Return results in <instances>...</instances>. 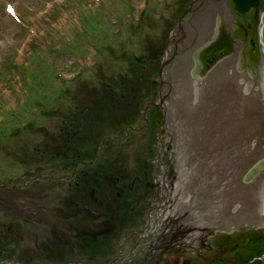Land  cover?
Returning a JSON list of instances; mask_svg holds the SVG:
<instances>
[{"label":"rangeland","instance_id":"374dc122","mask_svg":"<svg viewBox=\"0 0 264 264\" xmlns=\"http://www.w3.org/2000/svg\"><path fill=\"white\" fill-rule=\"evenodd\" d=\"M210 1L213 5L207 7L211 14L204 15L205 11L201 12L200 9L192 13L194 0H0V132L5 134H0V248L4 243L7 247L6 251L0 252V264H73L76 261L81 264H164L168 258H178L181 261L183 258L198 257L202 260L203 257L209 258L215 253L226 257L232 240L236 239L239 243L238 239L242 237L244 242L252 239V233L262 230L250 222H237L238 216L243 215L241 210L234 207L235 201L226 207V203L230 202L228 200H244L239 194L247 186L240 175L249 167L241 155L234 160L228 157L231 151L223 149L216 135H212L214 141L208 136L210 145L204 149L200 158L201 163L210 160L214 162V166H199L206 170L207 175L214 176V184L209 180L202 186L203 179L177 184L181 164L174 149L181 143L179 136L175 134L179 119L175 118V126L170 125L167 112L164 116L162 108L155 105L147 109L148 114L145 113L146 119H150L153 125L150 127L147 121L145 123L141 104L148 92L145 89L143 94H132L128 96L130 98L121 100L122 104H126L124 114L138 124V131L129 132L119 149L106 151L107 147L99 145V155L104 160L122 159L117 163L124 169H114L113 177H122L125 184L137 173L136 163L143 159V155H148L151 159L150 164L155 167L152 174L159 183V176L166 170L167 179L162 180V183L164 185L165 182L169 187L157 188L153 206L159 207L160 211L148 218L147 233L150 230L155 231L142 238L137 250L130 252L139 237V229L133 225L131 216L123 215L122 221L119 218L116 221L112 217L110 221L108 218L104 220L106 211H100V206L89 208L91 213L85 212L81 199L84 189L82 182L76 184L73 181L75 176L70 162L63 158L64 151H56L54 139L63 131L62 124L71 122L69 115L77 103L80 102L83 107L90 104L91 109L96 112L95 109L100 108V102L106 103L103 100L112 103L120 100L118 97H108L106 86L114 81L118 82V75L130 68L122 57L125 53L141 55L143 58L151 57L147 61L148 67L145 66L142 70L149 72L150 79L160 71L162 86L173 87L172 71L167 68L166 74L161 72L172 61L164 62L163 65L162 61L160 64L157 62L160 54L163 57L169 44L175 45L176 38L172 36L176 30H182L180 36L184 38V44L187 41L192 43V64L184 78L192 76L191 83L200 79L205 85L212 80L213 73L218 72L220 63L230 59L234 61L231 62L234 69L243 74L245 81L250 82L249 90L252 86L251 98L254 99L257 89L253 79L257 70H264V46L260 52L253 50L251 45L246 48L248 43L243 38H253L257 47L259 46L260 39L255 29H259L264 35V0H258L260 3L257 2L255 7L246 11L234 7L232 0ZM187 14H191V22L183 27ZM88 15L96 17L99 27L89 28L92 22H88ZM233 18L241 19L236 32L235 27H229ZM208 26L211 27L210 32H206ZM227 30L231 35L234 32L242 39L235 41L234 59L229 58L230 56L217 59L220 51L216 48L207 53L203 50L209 41L222 38L226 41H222L220 50H234L233 45L226 39ZM205 34L210 40L200 43L199 39ZM150 49L156 50L154 55ZM210 57H214L211 62L207 60ZM56 73L58 77H55ZM250 75L253 76L252 80L248 78ZM165 81L169 86L164 84ZM146 85L151 90V96L146 98V103L155 101L160 90H164L160 84L158 87L156 84L151 86L147 81ZM247 85H244L245 91ZM38 88L44 89L42 94L49 93L53 102L47 103L54 106L55 112L46 111L44 116L37 109L34 114H29V106L32 104L26 102L29 106L23 105L24 101L29 97L38 98L37 95H41ZM170 98V94H167V107L171 106ZM115 110H112L111 117H118L117 121H112L111 128L107 130L111 129L110 135L117 136L125 133L123 127L126 124L119 118L121 112ZM180 110L181 113L178 114L188 119L190 115L192 118L193 114L198 113L182 110L181 105ZM97 112L102 111L100 109ZM108 116L105 114L104 120L109 119ZM63 117H66L65 120ZM97 120L96 117L94 122L98 123ZM22 122L32 125L23 129ZM17 127V134H10ZM82 128L74 124L70 132ZM236 128L239 129V126ZM97 129L101 128L83 129L80 134L95 133ZM189 139L194 143L190 136ZM39 141L45 142L44 146H39ZM112 145L113 142L110 141L108 146L111 148ZM148 146H154V149H149ZM36 149L39 151L36 152ZM246 150L257 156L255 162L260 160V172L255 177L263 176L264 154L257 150ZM135 152L138 158L133 157ZM82 160L89 162L92 159ZM167 163L169 165L165 169ZM65 164L70 166L66 167ZM227 173L231 174L226 175ZM51 174L58 178L51 177ZM62 174L68 175L70 180H65L67 178L60 176ZM43 175L48 178L41 179ZM221 176L229 177L228 180L224 179L225 182L228 181L226 185L229 190L221 192V188L217 189V178ZM135 184L140 186L138 181ZM150 187L149 190L156 188L154 184ZM125 190L128 195H124L127 198H124L123 206L133 209L131 199L135 194L132 190ZM188 190L196 193L190 202L183 198ZM104 191L106 196L120 206V195L117 198L114 196L115 188ZM197 196L199 197L196 198ZM211 198L212 202L218 199L221 206L211 208L207 204L211 203L207 202ZM165 206L171 210L170 224L166 223L165 210L161 209ZM90 214L97 217L91 218ZM144 217L145 214L141 215L143 224L147 219ZM173 226L175 228L170 233ZM89 227L92 229H88ZM103 232L110 234L109 240L101 243L102 249L95 247L93 255H89L83 248L86 244L83 242L84 235H98ZM220 244L225 245L226 251L216 249V245ZM147 246H155L159 250L151 255V249ZM62 249L65 251L62 252ZM67 250H71V253Z\"/></svg>","mask_w":264,"mask_h":264},{"label":"bare ground","instance_id":"6f19581e","mask_svg":"<svg viewBox=\"0 0 264 264\" xmlns=\"http://www.w3.org/2000/svg\"><path fill=\"white\" fill-rule=\"evenodd\" d=\"M250 0H245L246 4L249 3ZM208 3V4H207ZM232 3L234 7L238 6V2L236 0H232ZM260 3V1L258 2ZM218 4V3H216ZM207 5H213V2L206 1V0H194L192 4V13L196 12L198 9L200 11H205L203 12L204 15H210L211 11L208 10ZM216 7V5H214ZM219 7V4H218ZM255 7V5L249 4L245 10H248L249 8ZM210 11V12H208ZM198 12V11H197ZM190 13V12H189ZM214 13V10H213ZM188 16L185 17L186 19L183 20V27H186L189 25L191 22V14H187ZM237 16V14H235ZM261 18V17H260ZM243 19V18H242ZM234 21V22H233ZM246 21V19L244 20ZM229 23V22H228ZM241 23V19H232V21L229 23V27L232 25V27H235L234 32L238 31L236 30L237 28L239 29ZM264 23V21H263ZM206 26H207V21H206ZM228 27V28H229ZM249 27V26H248ZM247 27V28H248ZM253 27V26H252ZM250 27L249 29H252ZM184 29V28H183ZM186 29V28H185ZM257 32V36L259 37V46L255 44L256 40L253 38L251 40H248L247 36L243 38V40L247 41L248 44H246V48H249V45L252 46L253 50L260 52L262 49V46H264V35H262L261 31L259 29H255ZM177 31V30H176ZM174 33V38H176V43L175 45L169 44L168 47L165 50V53L163 57L160 56V60L158 59V62L162 61L163 63L171 60L172 63H170L169 66H164L162 68V73L166 74L167 68L169 71H172L171 74V85L173 87H166V85L162 86V78L160 77L161 73H159L155 76L154 78L150 79L148 77V73L146 71L145 74H141V68L139 67L138 69V74L144 75L143 79L146 81H149V84L151 86L153 85H158L160 84L162 86V89L158 93V98L155 101H148L146 103V98L151 96V90L147 88L144 84V89L147 90V94L144 98V101L141 102L143 104V120L144 122L151 125H153V122L150 119H146V114H148L147 109L150 106H155L159 105L162 108L164 116L168 115V122L170 125L175 126V118L179 119V123L177 125L178 130L175 131V134L179 136L178 140L181 142L179 145L176 146L174 149L177 155V158L179 159V162L181 164L180 170L178 171V185H183L185 182H193L196 181L197 179L204 180V183L202 186H204L207 181H211V183L214 184V176L212 174L207 175L206 170L203 168H199V166H207V167H213V161L205 162L202 161L201 163V155L204 152V149L208 147L209 140L208 136H210L211 140H213V134L216 135L218 140L221 142V146L225 151L230 150L231 152L228 153L227 156L231 157V159H235V157H239L241 155V158L245 161L249 169L241 174L242 176V181L245 182V185L247 188L245 190H242V193L239 194L240 198L244 200H239V199H233V200H228L230 201L229 203H226V207H228L229 204L232 205V203L235 201L234 207L238 210H241V215L238 216L237 222H250L251 225L253 226H259L262 228V231H264V174L263 176H258L257 178L255 177L256 174L260 172V167H258L259 161L255 162V159L257 156H253L248 150L249 149L251 152L257 150L259 153L264 154V70L261 71L260 69L256 71L255 77L253 79V83L256 86V95L253 99L251 98V92H252V86H250L249 90V85L250 82L247 80L245 81L243 79V74L237 70L234 69V64H232L234 61L227 59L222 61L220 63V67L218 68V72H214L212 75V80L208 81L205 85L203 81L200 79L197 80L196 83H191L190 79L192 76H187L184 78V75L189 72L190 69V49H191V41H187L184 44V38L181 37V31H177ZM211 27L208 26L206 28V32H210ZM233 31V30H232ZM231 35V32L229 30L226 31L227 36L226 39L230 42V45H233L234 50H230L229 52L227 51H222L220 50V44L222 41H226L222 38L221 39H214L212 42H210V37H207L206 34L202 36L199 39V42L201 43L202 41L208 40L209 42L207 43L208 45L203 49L206 51H209L210 49L216 48L219 54L218 58L230 56L229 58H235L233 54L236 53L235 51V41H240L242 39L239 38L236 34ZM194 33V32H193ZM244 36V34H243ZM110 38V37H109ZM259 49V50H258ZM214 50V49H213ZM149 51H152L153 53L156 52L155 49H150ZM204 51V52H205ZM232 53V54H231ZM130 54V52L126 53ZM141 54V53H139ZM124 60L128 62H132L133 58L128 57V56H122ZM214 57H210L207 60L212 61ZM192 60L195 62L194 58ZM232 62V63H231ZM148 67L147 63L144 64V68ZM247 71V70H246ZM121 73H126L121 72ZM248 74V71L246 72ZM181 77H179L178 75ZM250 80H252L253 76L250 75L248 77ZM149 79V80H148ZM165 80V78H163ZM124 81V80H123ZM167 83L166 81L164 84ZM248 83V85H247ZM168 84V83H167ZM244 85H247V90H244ZM165 86V87H164ZM169 86V84H168ZM194 86V87H193ZM44 89L40 88L39 93L41 95H37L38 98L34 97H29L24 101L23 105H28L26 102H30L32 106H29V114H34L37 109L41 110L44 116H46V111H50L55 109L52 104L48 105V103L53 102L49 98V93L42 94V91ZM247 92V94H245ZM167 94H170V99H171V106H166L165 98ZM142 101V100H141ZM48 102V103H47ZM55 103V102H54ZM45 105L44 107H42ZM77 105L80 107L82 106L81 103H77ZM76 105V106H77ZM180 105L182 110L188 109V111L194 113L198 112L197 114H193V117L191 118L192 115H190V119L186 118L185 116L182 117L178 113H181L180 110ZM198 106V107H197ZM20 107V106H19ZM32 110V111H30ZM24 112L26 110H23ZM150 111V110H149ZM7 112V111H6ZM152 113V110H151ZM178 115V116H177ZM31 116V115H29ZM66 118V117H65ZM63 117L62 119L65 120ZM144 123L143 126L146 124ZM99 124V128H103V123L98 122L97 125ZM32 124L27 125V123L22 122V128L27 129L29 126ZM239 126V129L236 127ZM72 127V124L69 122H65L62 124V130L63 131H68ZM138 124H133L130 126L123 127L125 130L124 134H119V135H111V137H105L108 139H111L113 142V145L108 147L106 151L109 150H114L119 149L121 145L124 144V139L127 137L129 132L131 131H138L137 130ZM243 129V130H240ZM18 127L15 128L10 134H17ZM123 131V130H122ZM0 134H2L0 132ZM5 135V134H2ZM194 140L190 141L189 136ZM14 136V135H13ZM54 139V138H53ZM56 140V138L54 139ZM104 140V139H103ZM103 140L100 141L98 144V147L96 148V155L95 157L90 160L86 166L83 167L82 162L84 160L79 159L74 166L72 167L73 175L75 176V179L73 178V181L75 180V183L78 184L79 182H82L83 185V195L81 196V199L83 200L84 203V211L91 213L92 211L89 210L91 207H102L100 211H106V216L103 218L104 220L108 218L110 221V217L112 219H117L119 218L120 221L123 220V215H130L131 219H133V225L135 227H138L139 230V237L137 241L133 244V246L130 248V252L137 250L140 245H141V240L145 236L148 237L149 232L153 233L155 230H150L148 233L147 231L149 230V222L148 218L149 216L152 217V215H155L156 211H160V208L156 207L154 208V203L156 202V190L157 188H163L165 187L168 188L169 186L164 185L162 183V180H166L167 176L165 174L166 170H164V173H161V176L159 178L161 179V182L156 181V176L152 174V170H154V165L150 164L152 161L149 159L147 156L148 155H143L142 160L137 161L138 168H136L135 175H133V179L131 181H127L126 184L124 183L125 180H123L122 177L114 176V169H124L120 164L117 162H120L121 160L117 159H110L108 162L104 160L103 158H99V145L103 142ZM214 141V140H213ZM235 142H237V146H235ZM45 142L42 143L39 141V146H44ZM210 145V144H209ZM149 149H154L153 147H149ZM255 148V149H253ZM144 149V148H143ZM136 153V152H135ZM147 153H150V151H147ZM134 154L133 157L138 158ZM132 157V158H133ZM200 159L199 161L197 159ZM203 160H206L203 158ZM264 160V159H263ZM261 160V161H263ZM205 162V163H204ZM170 163V162H169ZM169 163L165 164V169L168 167ZM201 163V164H200ZM150 164V165H147ZM200 164V165H199ZM252 166V168H250ZM245 171V170H244ZM165 174V175H164ZM205 176L203 177L202 175ZM231 173H227L226 175H230ZM52 175V174H51ZM152 175V176H151ZM63 176L67 179L65 180H70V177L68 175H60ZM51 177L53 178H58L57 175L53 174ZM151 177V178H150ZM47 175L42 176L41 179H47ZM122 179L120 181V179ZM229 177L223 178L218 177L217 178V189L221 188L222 190H229V187L227 182H225L224 179L228 180ZM236 179V178H235ZM139 182L140 186H136L135 182ZM162 183V184H161ZM250 183V184H249ZM3 184V183H2ZM156 188L151 189L150 185H153ZM161 184V186H160ZM242 184V183H241ZM249 184V186H248ZM146 187V188H145ZM150 187V188H148ZM107 188H115V198H117V195H120V206L118 203H115V200L112 201L110 197L106 196L104 193ZM128 191L132 190L133 198L129 199L132 200V207H127L123 206V203H125V199L127 197H124L126 194V190ZM140 190V191H138ZM219 191V192H220ZM234 191V190H233ZM240 191V190H238ZM140 192V193H139ZM195 191L188 190L185 192L183 198H185V201L190 202L192 198L195 197ZM197 196L196 198H198ZM236 197V196H235ZM238 198V197H237ZM218 199H215L212 202V198L208 200L207 203L211 208H219L221 203L217 201ZM122 201V202H121ZM247 202V203H246ZM234 204V203H233ZM165 205V204H164ZM230 205V206H231ZM239 207V208H238ZM162 210L164 211L165 216L167 217L166 223L170 224L171 220V210L165 206L161 207ZM145 211V212H144ZM84 212V213H85ZM109 212V214H107ZM145 214L146 221L143 224L142 223V218L141 215ZM89 216V214H87ZM102 216V215H100ZM100 216L96 219L98 220ZM91 218H96L97 215H92L90 214ZM101 218V220H103ZM239 219V220H238ZM151 219H149L150 221ZM172 227V226H171ZM174 226L172 228V231L174 230ZM88 229H92L89 227ZM136 229V228H135ZM153 231V232H152ZM109 233H100L98 235H94L93 233L91 235L85 234L83 237V242L86 243L84 244L83 248L84 251L87 250L89 255H93V252H95V247L99 250L100 247L101 249L103 248L101 243H106L107 240H109ZM90 242V244H89ZM172 243V242H171ZM165 244V243H164ZM216 244V243H215ZM217 246V245H216ZM147 248L150 250V254L157 253L159 248L158 247H152ZM7 250L6 246H3V252ZM223 250V248L221 249ZM262 253L264 252L263 247L261 248ZM65 249H62V252H64ZM223 251H226L224 248ZM60 252V251H59ZM67 252L71 253V250H67ZM99 252V251H98ZM228 257L231 258V253L232 251H228ZM261 253V254H262ZM264 254V253H263ZM174 258H168L164 261V264H174L171 263ZM91 261L89 258L87 259ZM73 264H81L80 261H76ZM183 264V263H182ZM185 264V263H184Z\"/></svg>","mask_w":264,"mask_h":264},{"label":"trees","instance_id":"16d2710c","mask_svg":"<svg viewBox=\"0 0 264 264\" xmlns=\"http://www.w3.org/2000/svg\"><path fill=\"white\" fill-rule=\"evenodd\" d=\"M94 17L95 16H93V15H88V17H87L88 22H90V23L92 22V26L89 27L91 29H93V28L96 29L97 27H99V24H97L98 22L95 21L96 17L95 18ZM150 52H152V51H150ZM152 55H154V53ZM125 56L133 58L132 62H128V64L130 65L129 66L130 68L125 71L126 72L125 74L120 73L118 75V77L116 79V80H118V82L112 81L113 83H109L106 86L108 88V91H109L108 93H106L108 95V97H110L112 99H114L113 97H115V98L118 97L120 100L119 101L115 100L113 103H112V101L108 102L107 100H103L106 103L102 104L100 102V108L98 107V109H95L96 112L91 109L90 104L89 105L87 104V106H85V107H83V106L79 107L78 105L77 106L75 105L72 108L71 115H69V120L71 121L69 123L72 124V127L74 124H76V127H78V128L83 127L81 130H83V129L88 130V128H94V127L99 128V124L97 125V123L94 122L95 118L97 117L99 122L103 123V129L102 128H101L102 130L97 129V132H95V133L92 132V133L86 134V135H81L80 134L81 130L75 131V132H70V130L60 131V133L58 135H56L57 137H56V140L54 141L56 144V151H60V152L64 151L63 158H64V160H67L70 162L71 170L73 169L72 167L74 166V164L79 159H93L97 153L96 148L98 147V144L100 143L101 140L104 139L103 142L101 143L102 146L107 147V148L109 147L108 143L111 141V139H108L105 137H111V135H110L111 129L107 130V128H111L112 123L114 121H117V118H118V117H116V118L111 117L113 109L114 110L116 109L115 111H117V112H121L119 118H121V120L124 121L126 126H130V125L135 124V123H133V121L131 119L127 118L126 114H124V111H125L124 108H125L126 104H122L121 100L123 98H130L128 96H132V94H135V95L140 94V93L143 94L145 92L143 87H144V84L146 86V83H145L146 81H144V79H143L144 75L138 74V69L140 67L141 68L140 69L141 74H145L146 71L142 70V68H144V64L147 63L148 60H151V57L150 58H147V57L143 58L141 55L132 56L131 54H126V53H125ZM55 77H58L57 73H56ZM36 79H39V78L36 77ZM26 81L29 82V79H27ZM38 89H40V88H38ZM103 90H105V88ZM101 105H102V108H101ZM100 109L102 112H97ZM50 112H55V110H50ZM98 114L100 116H98ZM105 114L109 115L108 116L109 119L104 120ZM71 118H74V119L72 120ZM78 145H82V147L80 148ZM44 148L45 147H42V149H44ZM37 151H39V149H36V152ZM40 153H41V151H40ZM99 158H102V156H100ZM70 165L65 164L66 167H69ZM3 246H6V244L4 243ZM3 246H1L0 252H3ZM0 257H1V254H0Z\"/></svg>","mask_w":264,"mask_h":264},{"label":"flooded vegetation","instance_id":"af4514ba","mask_svg":"<svg viewBox=\"0 0 264 264\" xmlns=\"http://www.w3.org/2000/svg\"><path fill=\"white\" fill-rule=\"evenodd\" d=\"M87 163L86 161L82 162L84 166H86ZM235 240L236 239L231 241L228 249L230 251L232 250L231 258L228 256L224 257V255L219 256L215 253L209 258L203 257L202 260L198 257H193L194 259H192V257L183 258L181 261H179L178 258H174L171 263L184 264V261H186V264H264V252H261L263 251L261 248L263 247L264 249V231L261 230L259 233H252V239H247L244 242H242V237L238 239L239 243ZM222 248L224 250L225 245L220 244L216 246V249L219 251H221Z\"/></svg>","mask_w":264,"mask_h":264},{"label":"water","instance_id":"95a60500","mask_svg":"<svg viewBox=\"0 0 264 264\" xmlns=\"http://www.w3.org/2000/svg\"><path fill=\"white\" fill-rule=\"evenodd\" d=\"M236 1L238 2L239 7H238V6H237V7H238V9H239L240 11H246L245 9L247 8V6H248L249 4H251V5H256L257 2H258V0H250L249 3L246 4L245 0H236ZM184 263L186 264V261H184Z\"/></svg>","mask_w":264,"mask_h":264}]
</instances>
